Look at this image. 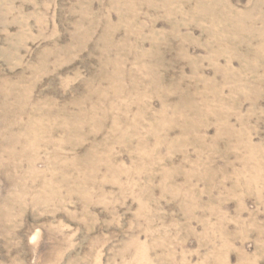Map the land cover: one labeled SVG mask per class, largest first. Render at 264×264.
Segmentation results:
<instances>
[{
    "label": "rangeland",
    "instance_id": "1",
    "mask_svg": "<svg viewBox=\"0 0 264 264\" xmlns=\"http://www.w3.org/2000/svg\"><path fill=\"white\" fill-rule=\"evenodd\" d=\"M0 264H264V0H0Z\"/></svg>",
    "mask_w": 264,
    "mask_h": 264
}]
</instances>
